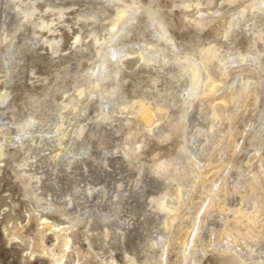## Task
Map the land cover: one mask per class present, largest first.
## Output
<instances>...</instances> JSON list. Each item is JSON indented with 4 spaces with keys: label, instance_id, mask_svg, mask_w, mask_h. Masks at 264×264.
I'll use <instances>...</instances> for the list:
<instances>
[{
    "label": "clouds",
    "instance_id": "obj_1",
    "mask_svg": "<svg viewBox=\"0 0 264 264\" xmlns=\"http://www.w3.org/2000/svg\"><path fill=\"white\" fill-rule=\"evenodd\" d=\"M0 264H264V0H0Z\"/></svg>",
    "mask_w": 264,
    "mask_h": 264
}]
</instances>
